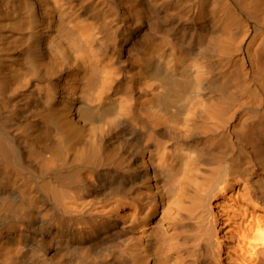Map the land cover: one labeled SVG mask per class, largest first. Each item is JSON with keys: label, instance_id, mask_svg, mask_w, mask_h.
<instances>
[{"label": "bare ground", "instance_id": "1", "mask_svg": "<svg viewBox=\"0 0 264 264\" xmlns=\"http://www.w3.org/2000/svg\"><path fill=\"white\" fill-rule=\"evenodd\" d=\"M0 264H264V0H0Z\"/></svg>", "mask_w": 264, "mask_h": 264}]
</instances>
